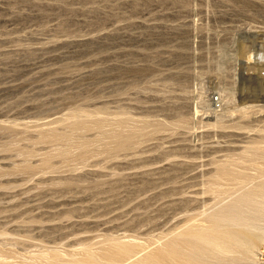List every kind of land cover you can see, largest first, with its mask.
I'll list each match as a JSON object with an SVG mask.
<instances>
[{
	"label": "rangeland",
	"instance_id": "1",
	"mask_svg": "<svg viewBox=\"0 0 264 264\" xmlns=\"http://www.w3.org/2000/svg\"><path fill=\"white\" fill-rule=\"evenodd\" d=\"M228 165H264V0H0V264H173Z\"/></svg>",
	"mask_w": 264,
	"mask_h": 264
},
{
	"label": "bare ground",
	"instance_id": "2",
	"mask_svg": "<svg viewBox=\"0 0 264 264\" xmlns=\"http://www.w3.org/2000/svg\"><path fill=\"white\" fill-rule=\"evenodd\" d=\"M231 169L232 166H222L219 174L206 183L203 192L212 197L209 200L213 204L203 211L202 219L192 224L186 222L184 229L174 235L173 264H196L191 259V246L195 247V252L191 250L193 256L200 257L198 264L254 262L256 250L264 244V165L254 168V174L235 168L234 176ZM180 239L189 243L188 249L179 245ZM40 258V263L46 259L42 264H53L52 260L47 261L48 254Z\"/></svg>",
	"mask_w": 264,
	"mask_h": 264
}]
</instances>
